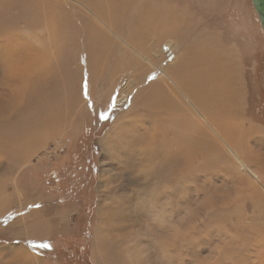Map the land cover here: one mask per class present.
Instances as JSON below:
<instances>
[{
	"label": "rangeland",
	"instance_id": "1",
	"mask_svg": "<svg viewBox=\"0 0 264 264\" xmlns=\"http://www.w3.org/2000/svg\"><path fill=\"white\" fill-rule=\"evenodd\" d=\"M82 1L0 0V106L9 102L13 87L16 90L36 84L37 72L51 66L50 58H55L54 48L49 46L52 31L74 29L76 25L78 28L77 15L103 26L82 7ZM124 3L130 14L127 26L134 25L137 12L150 3L159 13L167 8L172 11V24L184 27V22L189 23L190 42L200 40L229 53L239 70V104L227 120L225 114L219 113L226 108L223 99L227 94L212 103L213 115H221L217 124L227 121L231 125L229 134L208 118L202 119L167 80L165 93L188 113L189 120L192 118L191 127L186 123L181 129L177 121L175 124L171 110L144 106L141 98L148 85L160 76L154 66H164L161 56L165 62L168 58L177 60L186 41L176 43L169 56L159 48L150 50L145 60L131 52L139 64L146 66L141 83L134 72L130 76L123 72L112 86L96 82L93 87L83 72L69 77L76 87L79 85L72 91L69 81V92L64 85L61 88L67 78L58 76L53 68L40 75L39 79L50 80L52 90L59 92L56 100L42 96L50 100H45V106L31 95L30 105L21 106L22 111L14 110L11 120L0 119V139L9 136L10 142L24 140L29 132L36 134L49 127L46 137H39L41 144L33 145L23 170L31 171V178L32 173H38L33 193L38 195L42 188L53 195L56 207L65 205L70 211L64 226L58 229L59 237L54 239L59 255L54 259L61 258L74 244L78 250H85V254H73L83 260L79 264H117L119 256L124 259L122 264H264V181L254 164L258 154L249 148L258 140L247 133L251 125L264 124V37L250 0H121L123 9ZM88 6L97 16L99 7ZM107 32L121 46L111 31ZM25 48L36 51L23 53ZM146 48L149 50V42ZM38 52H45L44 63L38 62ZM19 63L33 64L35 69L27 64L17 66ZM79 66H84L83 59L68 67L75 72ZM15 67L24 69L15 71ZM29 75L33 81L24 79ZM67 99L77 100L76 105L70 107ZM102 115L107 119H101ZM39 117L45 118L39 123L35 121ZM4 130L5 134H1ZM190 132H195L194 136ZM7 143L6 150L17 149L16 144ZM91 161L96 162L94 172ZM6 162L3 159L1 166ZM240 163L257 176V182ZM64 168L73 172L65 189L47 187L45 179H41L45 172ZM14 171L0 175V201L4 200L5 206L0 215V264H16L15 249L37 250L42 243L36 237L19 236L16 223L10 226L14 217L10 211L16 208L8 194L18 191L14 186L17 187L20 170ZM3 181L7 182V192ZM79 187H88V196L83 197ZM80 230L85 231L84 240L77 238ZM38 261L36 257L29 264Z\"/></svg>",
	"mask_w": 264,
	"mask_h": 264
},
{
	"label": "bare ground",
	"instance_id": "2",
	"mask_svg": "<svg viewBox=\"0 0 264 264\" xmlns=\"http://www.w3.org/2000/svg\"><path fill=\"white\" fill-rule=\"evenodd\" d=\"M82 2V7L88 10L95 21L103 26L100 27L98 24L96 25V23L91 22L88 20L87 16L83 18L80 17V15L79 17L77 15L76 19L79 23L78 28L76 25L74 29L71 28L62 31H52L53 38L49 40L51 42L49 46L54 48V52L52 53L55 58H50L51 66H43L40 69V73H38L39 71L37 72L38 78H36V84L29 83L26 88L21 86L16 90L14 87L12 88L13 91L11 92L9 102H7L4 107L0 106V119L11 120L13 111L17 109L18 111H22L21 106L30 105L29 100H32L34 95H36L35 102L38 99L40 102H43L45 106V100L49 99H44L42 96L50 97L51 99L53 97V99L56 100L59 92L56 88L54 91L52 90V86H50L52 85L51 81L48 79H39L40 75L43 76L45 72L52 70V68L58 76H65L67 78L64 83L61 81V88L63 90L62 86L64 85L68 91L70 88L69 81L72 83V91L77 90L79 86L78 85L76 87L73 84V79L69 80V77L71 78V75H81L83 72L87 74V77L90 79L93 87L96 82H101L102 86H112L119 79L118 77L115 81L116 77L119 74L121 75L123 72H125L127 76L131 72H134L137 76L138 82L143 78L142 72L145 70L146 66L141 63L139 64V62L132 57L131 52H133L137 57L141 56L142 59L145 60L147 59L146 54L148 53L150 55V53H152L150 50L159 48V50H165V54L168 53L166 56H169L172 50H174V48L176 49V43L181 44L186 41L187 44L183 45L181 49L184 51H181L180 54L178 51L179 55H177V60L169 61L168 58L165 62L166 58L164 59L162 56L160 57L162 59L160 62L164 63V66H154L156 68V73L160 72V76H157V79L153 81L155 83H150V85H148V89L144 93V97L141 98V101H144V106L153 105L154 108H159L158 110L161 111L171 110L173 112L171 115L172 120H174L175 124L178 123L181 129H184L182 125L186 123L189 124L192 118L189 120L190 116L188 113L187 115L189 118L181 109L182 107L172 100V97L170 98L168 96L169 93H165L166 89H164V81L167 80V82L169 81L172 86L179 91L182 97L196 110L202 119L205 120L208 118L216 125H218L217 119L221 115H213L212 103L216 99L222 100L224 93H226L227 95H225L223 99L226 108L220 109L219 113L222 115L225 114V118L228 120V114L231 115L232 109L239 104V101L237 100V89L240 91V86H238L236 82L238 81L239 70L236 69L235 62L229 59V53L217 49L216 46H210L211 44L209 46L208 44L204 45L200 40H197V42H190V33L192 32V29L189 23L184 22L186 25L184 27H181L180 24H172L174 18L173 12L168 11V8L166 12L163 11V13H159L154 7H150V3H146L144 8L141 10L142 12H137L136 16L138 17L134 20V25L132 23V26H127L130 18V14L128 12L129 7L126 5V3L128 4V1L123 4L126 5V8L124 9L121 5V0H83ZM79 5L81 6V4ZM88 5H92L93 8L95 5V8L99 7L96 10V14H98L97 16L93 12L89 11L87 7L90 6ZM144 12L147 13V16H144ZM82 23H85V25H82ZM107 31H111V35L113 34L114 38L117 39V42H119L121 46L115 44ZM147 42H149V50L146 48ZM33 50L36 51V49ZM33 50L25 48L22 51L23 53H29ZM43 53L45 54V52ZM43 53L38 52L37 56L40 55L37 59L39 60L38 62L44 63L47 60V57H45ZM155 56L159 58L158 54ZM82 59L84 60V66H79L78 69H76L77 71L74 70L75 72H70L71 70L68 67L69 64ZM9 64L13 65V61H10ZM26 64L19 63L17 66ZM31 65L33 64L29 63L26 67L33 68ZM19 68L24 69V67H15L14 70L16 71ZM33 69H31L32 72H34ZM14 70L12 69V72ZM24 79H29L31 81L34 80L31 76ZM27 81L28 80H25L24 82ZM17 82H15V84H17ZM141 82L142 81H140V83ZM128 86L129 85H127V87ZM64 90L66 91L65 88ZM74 99H77V97H74ZM67 100L70 102V107L73 106V104L76 105L77 100ZM27 101H29V103H27ZM54 104L56 103L54 102ZM63 104L65 105L64 101ZM200 110L204 113V115L200 112ZM167 116L170 118V115ZM44 118L45 117H39V119L35 121H39L40 123L44 120ZM222 122L225 121L223 120L219 123ZM191 125L189 124V127H191ZM185 126L187 127L188 125ZM218 126L223 127L225 129V133L229 134L228 129L231 125L227 123V121L224 124H219ZM200 136L201 134L199 137ZM230 150L231 149H229V151ZM149 157H151V154ZM240 164L241 168L246 170V172L248 171L257 182V176L250 173L243 163ZM123 261L124 259L119 256L117 259L118 263H116L122 264Z\"/></svg>",
	"mask_w": 264,
	"mask_h": 264
},
{
	"label": "crops",
	"instance_id": "3",
	"mask_svg": "<svg viewBox=\"0 0 264 264\" xmlns=\"http://www.w3.org/2000/svg\"><path fill=\"white\" fill-rule=\"evenodd\" d=\"M37 29L39 28L37 27ZM236 125L241 126L240 124ZM15 127L16 129H18L21 126ZM47 128L48 129L43 130L42 132H37L36 134H33V132H29L30 136L24 137V140L13 139L14 141L10 142L8 140H11L12 138L9 136H6L5 139H0V175L4 173L7 176L9 171L13 173V170H20L18 171L16 177L15 185H17V187L14 186L18 191H15V193L11 195L7 193L10 198H12V203H15L16 208L14 211H10L11 215L14 212V214L12 215L14 217H12L10 220V226L12 227L16 223L15 227L19 236H26L27 238L36 237L42 242L40 243V245L45 244L44 242H48V245H50V247L46 249H43L44 247H39L37 250H34L35 248L15 249L14 258H16V264H29L30 262L35 261L36 257H39L38 264H41V261L44 264H48L47 258L54 252L55 249L56 243L54 239L58 238L60 235L58 229L59 227L64 226L62 224H64L67 213L70 212L68 211V207L65 205L56 207L55 200H53L54 198L52 197L53 195L51 193H46L44 189L41 188V190L38 191V195L36 193H33L32 190H36L35 187L37 181L35 182L34 186H31L30 183L33 181L30 173H25V171L23 170L25 168V166L23 165L24 162L28 161L33 153V145L39 144L41 142L39 141L40 136L46 137L49 127ZM18 131L19 130H17V133ZM247 133L256 135V138L258 140L256 145H249V141L247 142V145L250 146L249 148L252 152L256 151V153L258 154L257 162L254 164L259 168V170L257 169L258 173L264 181V124L258 122V124H255L254 126L251 125ZM1 134H5V130L1 131ZM8 137L11 139L7 140ZM7 142L16 144L17 149L14 150V147L12 149L6 150V148H8ZM3 159L7 161V164L1 166V162ZM24 181L27 182V184ZM6 183L7 182H4V189L7 192L8 187L6 188ZM25 191L28 192L27 195L24 194ZM21 193L23 194V196ZM5 196L7 197L6 194ZM52 204H54V208L50 209ZM4 207V200H1L0 215L2 213V210H4Z\"/></svg>",
	"mask_w": 264,
	"mask_h": 264
},
{
	"label": "trees",
	"instance_id": "4",
	"mask_svg": "<svg viewBox=\"0 0 264 264\" xmlns=\"http://www.w3.org/2000/svg\"><path fill=\"white\" fill-rule=\"evenodd\" d=\"M92 140V138H90L89 136V144H90V141ZM95 152V150H94ZM90 154L91 156H95L93 154V151H92V142H91V148H90ZM97 156V155H96ZM96 159V158H95ZM95 161H91L90 162V169L91 171H96V167H95ZM70 169L68 168H64V169H58V170H52V171H47L45 172L41 179H45V184L47 187H53V188H59L58 191H61V190H64L65 189V186L64 185H67V182L70 181V176H73V172H69ZM31 173V171L29 172ZM37 174L38 173H32V181L30 183L31 186H34L35 185V182L37 181ZM61 186V188H60ZM78 190L80 191L81 195L83 197L88 196V187L85 188V187H79ZM91 192V190L89 191ZM93 201V200H92ZM84 229V228H83ZM81 232L79 233V236L77 238L84 240L85 239V231L84 230H80ZM84 237V238H83ZM56 246L57 244H55V249H54V252L47 258V262L48 264H79L81 261H83L82 259H77L73 256V254H75L77 251L79 253H83L85 254V250L84 248L82 250H78L74 244H72L71 248H66L67 250H65V255L61 256V258H58V260H55L54 257L55 256H58V253H56ZM74 248V249H73ZM71 257H73L76 262L75 263H72V259ZM85 259V258H84Z\"/></svg>",
	"mask_w": 264,
	"mask_h": 264
},
{
	"label": "water",
	"instance_id": "5",
	"mask_svg": "<svg viewBox=\"0 0 264 264\" xmlns=\"http://www.w3.org/2000/svg\"><path fill=\"white\" fill-rule=\"evenodd\" d=\"M264 35V0H250Z\"/></svg>",
	"mask_w": 264,
	"mask_h": 264
},
{
	"label": "snow or ice",
	"instance_id": "6",
	"mask_svg": "<svg viewBox=\"0 0 264 264\" xmlns=\"http://www.w3.org/2000/svg\"><path fill=\"white\" fill-rule=\"evenodd\" d=\"M100 118L101 119H107V117L104 116V115H102ZM41 247L48 248V247H50V245H48V244H42Z\"/></svg>",
	"mask_w": 264,
	"mask_h": 264
}]
</instances>
